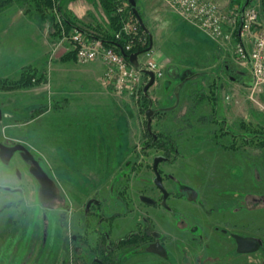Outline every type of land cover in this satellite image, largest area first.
I'll use <instances>...</instances> for the list:
<instances>
[{"label":"rangeland","instance_id":"obj_1","mask_svg":"<svg viewBox=\"0 0 264 264\" xmlns=\"http://www.w3.org/2000/svg\"><path fill=\"white\" fill-rule=\"evenodd\" d=\"M216 1L225 12L246 5V0ZM136 2L153 36L155 51L164 53L159 60L164 74L149 88L148 97L160 96L166 86L171 92L178 81L183 85L187 78L190 82L183 87L186 98L171 114L160 112L154 119L157 107L149 102L155 113L148 129V117L141 109L142 93L123 96L136 107L138 118L130 125L121 115L120 122L116 119L115 133L121 126L125 137L116 141L105 137L103 143L109 140L110 152L104 150L103 161L94 159V169H86L85 175L72 170L79 161L76 157L80 158L74 122L65 113L63 119L53 117V109L67 105H58L61 98L69 96L59 94L61 84L54 83H62L61 79L72 74L62 59L72 47L69 40L51 35V19L42 18L34 2L16 1L0 12V78L17 79L29 67L45 78L29 88L0 90V108L10 115L0 122V138L6 144H25L56 182L55 195H43L38 179L27 171L28 165L18 153L9 163L0 158V193L8 198L4 203L0 197V264H93L101 258L98 246L104 232L110 234L107 244L134 233L139 222L145 225L140 215L149 217V223L159 230L168 231L173 216L140 200L159 196L152 166L156 157L167 155L170 160L161 164L164 184L175 195H182L168 203H180L175 212L183 209L188 214L183 226L188 227L189 239L180 238L177 229L179 239L166 236L164 241L172 264H264V146L256 136L264 133V87L252 95V73L236 60L237 33L230 42L201 37L203 32L183 20L165 0ZM254 5L264 21V0H255ZM64 7L86 25L112 31L100 0H66ZM119 9L127 23H135L128 3ZM143 53L138 57L140 64L145 61ZM166 79L170 84L166 85ZM149 80L144 75L141 89ZM96 94L94 102L100 101ZM204 96L210 101L203 102ZM44 111H48L45 119L38 118ZM44 122H48L46 137L55 146L53 150H58L57 157L59 148L75 150L68 151V163L65 159L53 162L39 149L37 131ZM150 131L172 147L168 154L165 146L148 145ZM60 171L66 175H58ZM14 188L20 193H13ZM229 226L232 232L258 238L259 250L236 253L234 238L223 231ZM150 251L142 245L117 248L114 257L116 264H162L161 259L154 261L146 255Z\"/></svg>","mask_w":264,"mask_h":264},{"label":"built area","instance_id":"obj_2","mask_svg":"<svg viewBox=\"0 0 264 264\" xmlns=\"http://www.w3.org/2000/svg\"><path fill=\"white\" fill-rule=\"evenodd\" d=\"M188 24L219 42H230L238 31L239 41L235 55L238 63L248 67L253 76L252 95L264 87V21L255 7V0L229 12L222 10L216 0H165ZM122 11V9H120ZM124 31L137 34L135 24L124 20ZM119 37V34L117 35ZM145 36V35H144ZM140 38L145 43V37ZM71 49L77 53L78 62L102 60L106 65L103 81L113 86L117 96H136L140 91L145 70L155 74V81L163 76L162 65L153 49L145 51V61L136 66L128 57L114 48L104 45L100 39L88 38L79 29H72L69 35ZM130 48V45H128Z\"/></svg>","mask_w":264,"mask_h":264},{"label":"crops","instance_id":"obj_3","mask_svg":"<svg viewBox=\"0 0 264 264\" xmlns=\"http://www.w3.org/2000/svg\"><path fill=\"white\" fill-rule=\"evenodd\" d=\"M200 35L201 37H205V38L208 37L204 33ZM153 49H154V42H153ZM154 52L158 60H160V58L164 56L163 55L164 53L161 51H155L154 49ZM63 64L70 66L67 68V70H71L72 74L66 75L63 79L60 80L64 84L56 81L54 83L58 85L61 84L58 87L60 90L59 94L63 95L69 93V96L66 94L65 98L63 99L61 98L60 100L61 103L58 105L61 106V104L64 105L65 103H67V105H65L63 108H60L59 110L57 108L53 109L54 111H56V113L53 114V117H55V119H58L57 117L63 119V114L65 113L66 115L64 116H67V118L70 121L74 122L75 132L73 133H74V137L76 139H79L78 141L79 145H77V148H78V155H80V158L76 157V159L79 161L77 165H75L72 168V170L76 171L78 175H85L87 173L85 171L86 169L88 170L94 169L95 167L93 164L94 159L103 161L104 158L101 156V154L104 153V150L106 149L105 150L106 152H110L109 140L107 141V143L105 144L103 143L105 141V137L115 141L118 139V137L120 140L123 139V137H125L124 129L122 128L123 131L120 132L119 128L121 129V126H119L118 123H117V125L119 126L117 127L118 133L117 134L115 133L116 127L114 128V122L116 121V119L118 118L117 121L120 122L119 116L121 115L126 120L125 121L126 123H129V125L132 123L134 124L135 120H137L138 118L139 112L136 109V107L130 104L128 101H126V99L124 98L118 99L115 95L112 85L110 84L107 85L103 82V78H104L103 72H104L105 64L102 61H91L87 63H80L75 59V60H67ZM170 65L171 62L170 61L167 62V66ZM173 70L175 71V68H173ZM176 70H178V68H176ZM173 79L176 80V78ZM184 81L185 84L183 85L178 81L174 85L173 90L171 92H167L166 90L167 86H166L163 89V94H159L160 96L155 95L153 97L150 95L149 102L153 106L157 107L155 109L156 115L153 117V119L157 116V114H160V112L162 113L164 112L165 114L173 112L179 106V103L182 100H184V98H186L187 93L183 92V87L187 83H189L190 80L186 78V80ZM165 83L166 85L170 84L169 79H166ZM95 93H97L96 96L100 98L99 99L100 101L94 102L93 97L95 96ZM202 99H204L203 102L205 103L210 101L205 96L202 97ZM215 108H217V105L215 106ZM47 114L48 111H44L42 113H39L37 117L45 119ZM111 124H113L112 125L113 129L110 128ZM48 127H49L48 122H44L43 126L41 123V125L39 126V129L37 131L38 139L40 138L37 141L38 142L37 145L39 149L42 152L43 151L47 152V154L52 157L53 162H56V160L58 159H65V161L67 162L68 161L67 159L69 158L68 151L74 152L75 150L73 148H70V150L68 148L64 150L59 148L61 152H60V156L57 157L54 153H57L58 150H53V147L55 146H53L52 143H50L46 137L47 135L45 132L46 130H48ZM27 130H28L27 133L30 136L29 129ZM63 152H67V154ZM65 155H67V157ZM48 159L51 160L50 158ZM72 159L73 157L72 158L70 157V160L73 162ZM71 167L72 166L70 164V168ZM63 173H64L63 171H60L58 175H63ZM95 174L96 173H94L93 171V175ZM53 181L54 183H56L55 180ZM72 183L75 184L76 182L73 181ZM75 185L79 186L77 185V183ZM11 195L13 196V194ZM0 197L2 198L4 203L7 202L8 198L6 195L0 193ZM146 255H149L150 256L149 258H155L153 259L154 261L156 260L158 261L159 259L155 255H152L151 253ZM154 263L157 264L156 262ZM162 264H166V263L162 262Z\"/></svg>","mask_w":264,"mask_h":264},{"label":"trees","instance_id":"obj_4","mask_svg":"<svg viewBox=\"0 0 264 264\" xmlns=\"http://www.w3.org/2000/svg\"><path fill=\"white\" fill-rule=\"evenodd\" d=\"M16 1L21 4L34 2L35 10L41 15V17L46 20L51 19V35L55 36L56 40L69 35L72 29L76 28L84 32V34L88 38L100 39L105 46L114 48L115 51L120 52L123 55H125L126 53L131 54L134 52L143 53L149 50V48L153 49V39L151 38L152 34L149 30H146L141 26L140 22L133 14L132 7L128 0H100L102 6L104 7V10L109 15L110 26L112 29L111 32L102 30L99 27H93L92 25H86L82 23L77 17L73 16L65 9L64 2L66 0H0V12L11 6ZM248 1L250 0H246L245 3H247ZM124 2L128 3L130 13H132L134 17V24L137 29V34H135L134 32L127 33L126 31H124V18L122 16L121 10L119 9L120 5H122V3ZM140 14L143 17L142 13ZM118 34L119 37L117 36ZM142 35H145V43H143L140 39ZM128 45H130V48H128ZM62 59L63 61L75 60L77 59V53L74 49L70 48L69 52L63 55ZM44 80L45 78L43 76L37 75L34 68H24L20 74V77L17 79L0 78V90L10 91L17 90L19 88H29L39 85ZM141 93V109L142 112H146L150 107V96L148 97V93H146L144 89L141 90ZM35 113H33V115ZM263 134L264 133H258L256 135L260 136L259 140L262 146H264ZM150 135V141H148L149 146H165L167 149V152L165 154H168L170 152L172 147H167V143H165V141H162L163 139L159 135H155L152 132L150 133ZM107 239L108 237L105 235V237L99 243L98 250L101 253V258L94 259L93 264H116L114 254L117 248L124 249L131 246H138L145 243L144 241H146V237L143 236L141 232H132L131 234L114 242L111 241L108 244L106 243Z\"/></svg>","mask_w":264,"mask_h":264},{"label":"flooded vegetation","instance_id":"obj_5","mask_svg":"<svg viewBox=\"0 0 264 264\" xmlns=\"http://www.w3.org/2000/svg\"><path fill=\"white\" fill-rule=\"evenodd\" d=\"M3 110V113L4 114H6L5 113V111H4V109H2ZM9 117H10V115H9ZM0 141L1 142H3L4 144H6L4 141H2V139L0 138ZM17 142H15V143H11V144H6V145H15ZM15 153H18L19 154V156L21 157V159L25 162V164H27L28 165V169H27V171L28 172H31V166H32V163L30 162V161H26L23 157H22V155H21V152H15ZM14 153V154H15ZM14 154H13V156H14ZM12 156V157H13ZM35 156V155H34ZM12 157H11V159H12ZM1 158V157H0ZM36 158V157H35ZM157 158H161V161L159 162V165H158V168H159V171H160V173L162 174V178H163V184H164V177H163V173H162V167H161V164L162 163H164V162H168L169 160H170V158L168 157V156H162V157H156V159ZM11 159L8 161V162H4L2 159V161L4 162V163H9L10 161H11ZM37 159V158H36ZM38 160V159H37ZM39 161V160H38ZM39 163H40V161H39ZM40 165H41V163H40ZM154 165V164H153ZM42 166V165H41ZM152 168H153V166H152ZM153 171H154V169H153ZM31 174L37 179V177L31 172ZM154 174H155V172H154ZM49 176L51 177V175L49 174ZM155 176H156V174H155ZM24 179V178H23ZM38 181V183H39V185H40V188H41V191H42V194L43 195H46V196H52V195H55V192H54V190H53V186L55 187V183H54V181H52L51 182V184L49 185V186H46V185H44L43 183H41L39 180H37ZM154 182H155V180H154ZM10 186H12V185H10ZM10 186H5L4 188L6 189V190H9V189H11V187ZM155 186H156V190L158 191V193H159V196L158 197H150V198H152L153 199V203H147V202H145V201H143L142 199H141V197H140V200L144 203V205H149V206H152L154 209H156V210H158V209H164V210H166V212H167V214L168 215H172L173 216V219L171 220V226H167L166 228H167V230L168 231H166V232H164L163 230H159L158 228H156V226H153L152 224H150L149 223V220H148V218L149 217H147V216H143V215H140V218L143 220V221H145L144 222V224L145 225H143V227L142 226H140V224H141V222H139V230L138 231H136V232H141V234L143 235V236H145L146 237V241H144L145 243H143V244H141L142 245V247L146 250V249H150V250H152V251H150V252H148L147 254H149V253H151L152 255H155L157 258H159V259H161L164 263H166V264H172V262H173V258H172V255H171V253H170V250H169V248L167 247V245H166V243L164 242L165 240H167L166 239V236L168 237V239L170 240H172L173 238H177V239H179V234L181 233L182 235H181V237L180 238H182V237H184V239H185V237H187L186 239H189L188 238V235H187V233H185V231L187 230V226H183V223H185V220H188V214H187V212H185L183 209H180V211L181 212H175L176 210H178L179 208H180V206H179V204L180 203H176L175 205H172L171 203H168L169 201H170V199H171V202H172V200H173V198L174 199H176V200H179V198L180 197H182V195L179 193V192H177V195H175L169 188H167L166 187V185L164 184V186H165V188H166V190L169 192V195H168V197H167V205H163V196H164V193H163V191L155 184ZM12 190H14V192L13 193H15L16 194V192L17 193H20V189H18V188H14V189H12ZM93 199H94V201L96 200V201H98L96 198H94L93 197ZM92 201V200H91ZM88 203V202H87ZM86 203V204H87ZM92 203H93V201H92ZM98 204L99 205H101V203L100 202H98ZM174 204V203H173ZM91 209V207H89V208H87V214L90 212L89 210ZM142 212V211H141ZM179 213V214H178ZM178 215L180 216V218L178 217ZM176 217H177V219H176ZM234 224H236L235 223V221L233 220L232 221ZM149 224L151 225V226H149ZM151 227H153V229H151V230H149V228H151ZM178 229V231L180 232V233H178V236L175 234V231ZM232 227H230L229 226V229H228V227L227 228H224L223 229V231L226 233V234H229V235H231L232 236V238H234V240H235V242H236V247H235V251H236V253H237V251H238V244H237V241H236V239H235V235H241V234H237V232H232ZM234 230V229H233ZM167 234V235H166ZM104 235H106L107 237H109V232H104ZM174 235H176V237L174 236ZM74 236V235H73ZM170 236L172 237V238H170ZM241 236H244V237H252V238H255V237H253V236H251V235H241ZM75 237V236H74ZM183 239V240H184ZM200 239V238H199ZM198 239V240H199ZM255 239H258V238H255ZM159 245H161L162 247H163V249H164V251L163 252H161L159 249ZM161 247V248H162ZM260 247H262V246H260ZM258 250H259V248H258ZM258 250H256V251H258ZM255 251V252H256ZM239 252V251H238ZM241 253V252H240ZM252 253H254V252H250V253H244V254H252ZM231 254H232V252H231ZM243 254V253H242Z\"/></svg>","mask_w":264,"mask_h":264},{"label":"water","instance_id":"obj_6","mask_svg":"<svg viewBox=\"0 0 264 264\" xmlns=\"http://www.w3.org/2000/svg\"><path fill=\"white\" fill-rule=\"evenodd\" d=\"M132 7V12L137 18V20L140 22L141 26L149 30L147 26L145 25V22L137 9V2L136 0H128ZM152 38V37H151ZM153 39V38H152ZM152 46V45H151ZM150 49V48H149ZM142 54V52H134L131 54H125L126 57H128L129 61L136 65L140 66V63L138 61L139 55ZM145 72L150 76L149 82L145 85L144 91L148 93L149 88L154 84L155 81V74L151 70H145ZM154 114V110L152 108H148L146 111V115L148 117V129H151V122H152V116ZM8 114H4L3 110L0 108V122L3 120L4 117H8ZM15 152H21L22 157L26 161H30L32 163L31 166V172L37 177V179L43 183L46 186H49L53 179L49 176V174L45 171V169L40 165L39 161L35 158L32 151L23 143H16L15 145H6L3 142L0 141V157L4 162H8L13 154ZM161 161V158H157L154 161L153 169L156 174L155 184L163 191V205H167V197L169 195V192L166 190L164 184H163V178L162 174L159 171L158 165ZM141 199L147 203H153V199L148 196H142ZM235 239L238 244V251L241 253H250L255 252L259 248V241L252 237H244L241 235H235ZM159 245V250L161 252L164 251L163 247ZM150 250V249H149ZM152 251V250H151Z\"/></svg>","mask_w":264,"mask_h":264}]
</instances>
